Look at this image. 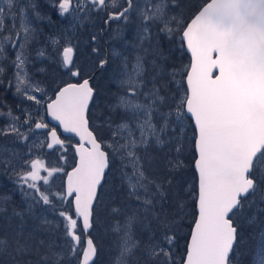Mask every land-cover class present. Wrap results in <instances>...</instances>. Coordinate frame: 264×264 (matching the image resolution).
Instances as JSON below:
<instances>
[{
  "label": "snow or ice",
  "instance_id": "6c2138e0",
  "mask_svg": "<svg viewBox=\"0 0 264 264\" xmlns=\"http://www.w3.org/2000/svg\"><path fill=\"white\" fill-rule=\"evenodd\" d=\"M0 140V264H264V0H0Z\"/></svg>",
  "mask_w": 264,
  "mask_h": 264
},
{
  "label": "rangeland",
  "instance_id": "374dc122",
  "mask_svg": "<svg viewBox=\"0 0 264 264\" xmlns=\"http://www.w3.org/2000/svg\"><path fill=\"white\" fill-rule=\"evenodd\" d=\"M50 126H52V125H50ZM54 127V126H53ZM62 139H65L66 140V144L68 145V151H67V153H66V155H67V158H68V155L70 154V152H72L73 151V154H74V150H72V149H70L71 147H70V141L72 140L74 143L73 144H75L76 143V141H75V139H73V138H65V137H61ZM40 139H43V137L42 136H33L32 137V140L33 141H38V140H40ZM2 144V143H1ZM37 149H38V155H40V157L41 158H43V159H45L46 160V162L50 165V166H63V167H70L71 165H73V164H70L69 163V161H68V159H67V163L66 164H64L63 162H61V161H59L58 160V155H59V153L57 152V153H52V154H49L48 153V151L46 150V149H44V150H42V151H39V145L37 144ZM74 156V155H73ZM74 163V162H73ZM62 179L63 178H61V177H57L56 178V181H55V188H59L60 186H61V184H62ZM55 190V189H54Z\"/></svg>",
  "mask_w": 264,
  "mask_h": 264
},
{
  "label": "trees",
  "instance_id": "16d2710c",
  "mask_svg": "<svg viewBox=\"0 0 264 264\" xmlns=\"http://www.w3.org/2000/svg\"><path fill=\"white\" fill-rule=\"evenodd\" d=\"M189 2H191V3H198V2H202V0H189ZM114 27H115V25H114ZM176 63L177 64H180V63H187V57H185L183 60H177L176 61ZM10 102H11V100H10ZM93 111H96L95 109H93ZM97 114H99L98 112H97ZM99 122L97 121V124H98ZM71 143L69 144L70 145V149H72L73 150V148H72V146L71 145H74L73 143V141L71 140L70 141ZM3 144V143H5V141H3V140H0V144ZM74 154H73V151L72 152H70V154L68 155V161H69V163L70 164H73L74 165V156H73ZM73 165H71L70 167L68 166V167H66L65 169H66V171H68L70 168H72L73 167ZM187 211L188 212H191L192 211V209L191 208H188L187 209ZM191 222V216H189L188 217V220L186 221V223H190ZM180 244H181V248H180V250H179V252H178V255H177V259L179 260V258H180V256L183 254V245H184V241L183 240H181L180 241Z\"/></svg>",
  "mask_w": 264,
  "mask_h": 264
},
{
  "label": "water",
  "instance_id": "95a60500",
  "mask_svg": "<svg viewBox=\"0 0 264 264\" xmlns=\"http://www.w3.org/2000/svg\"><path fill=\"white\" fill-rule=\"evenodd\" d=\"M48 120H50V118H47V121ZM51 125L52 126H57L56 125V122H51ZM57 131L59 132V133H62V129H60L59 127H57ZM61 137H65V138H73V139H75V141H76V143L78 142V137H75L73 134H68V133H62V135H61ZM68 171H71V168L68 170Z\"/></svg>",
  "mask_w": 264,
  "mask_h": 264
}]
</instances>
